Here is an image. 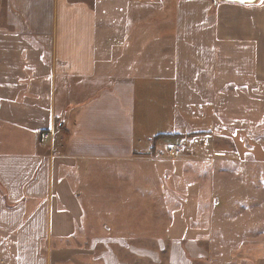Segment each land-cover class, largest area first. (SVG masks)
<instances>
[{"label":"crops","instance_id":"1","mask_svg":"<svg viewBox=\"0 0 264 264\" xmlns=\"http://www.w3.org/2000/svg\"><path fill=\"white\" fill-rule=\"evenodd\" d=\"M153 3L170 25L142 23ZM163 120L210 171L231 130L261 135L264 0H0V264H189L144 245L116 185Z\"/></svg>","mask_w":264,"mask_h":264},{"label":"rangeland","instance_id":"2","mask_svg":"<svg viewBox=\"0 0 264 264\" xmlns=\"http://www.w3.org/2000/svg\"><path fill=\"white\" fill-rule=\"evenodd\" d=\"M158 5H150L142 23L149 27L170 25L166 13L171 15L172 4L167 10L166 3ZM137 20L141 23L140 15ZM151 111L153 116L155 109ZM167 127L165 120L150 121L147 149L136 150L133 163L117 168L130 176L116 179V185L131 192L134 219L149 220L150 237L144 245L159 251L162 263H168L171 253L180 249L189 264H261L243 256L254 257L257 248H264V127L260 136L251 129L231 130L228 142L220 146H228L223 149L222 168L214 171L204 161L212 152L206 151L199 134L158 138L168 133L155 134V129ZM169 142L180 145L175 158L167 152ZM157 220L159 227L153 225ZM133 229L136 240L142 230L138 225ZM158 236L163 238L159 244Z\"/></svg>","mask_w":264,"mask_h":264},{"label":"built area","instance_id":"3","mask_svg":"<svg viewBox=\"0 0 264 264\" xmlns=\"http://www.w3.org/2000/svg\"><path fill=\"white\" fill-rule=\"evenodd\" d=\"M167 152L170 155V157L175 158L180 154V145L178 142H169L166 145Z\"/></svg>","mask_w":264,"mask_h":264},{"label":"water","instance_id":"4","mask_svg":"<svg viewBox=\"0 0 264 264\" xmlns=\"http://www.w3.org/2000/svg\"><path fill=\"white\" fill-rule=\"evenodd\" d=\"M218 2H231L238 3L242 5H257L261 2V0H217Z\"/></svg>","mask_w":264,"mask_h":264},{"label":"trees","instance_id":"5","mask_svg":"<svg viewBox=\"0 0 264 264\" xmlns=\"http://www.w3.org/2000/svg\"><path fill=\"white\" fill-rule=\"evenodd\" d=\"M162 137L168 138V139H174L175 137H178V135L176 134H167V135L159 134L158 135V138H162Z\"/></svg>","mask_w":264,"mask_h":264}]
</instances>
